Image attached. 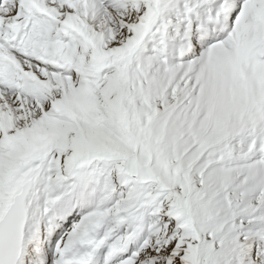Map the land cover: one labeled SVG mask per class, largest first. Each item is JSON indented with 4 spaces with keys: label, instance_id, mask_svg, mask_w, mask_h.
<instances>
[{
    "label": "snow or ice",
    "instance_id": "1",
    "mask_svg": "<svg viewBox=\"0 0 264 264\" xmlns=\"http://www.w3.org/2000/svg\"><path fill=\"white\" fill-rule=\"evenodd\" d=\"M0 264H264V0H0Z\"/></svg>",
    "mask_w": 264,
    "mask_h": 264
}]
</instances>
